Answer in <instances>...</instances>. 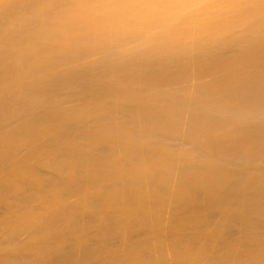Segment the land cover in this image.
<instances>
[{
  "label": "bare ground",
  "instance_id": "1",
  "mask_svg": "<svg viewBox=\"0 0 264 264\" xmlns=\"http://www.w3.org/2000/svg\"><path fill=\"white\" fill-rule=\"evenodd\" d=\"M78 0H0V264H264V0L128 50Z\"/></svg>",
  "mask_w": 264,
  "mask_h": 264
},
{
  "label": "clouds",
  "instance_id": "2",
  "mask_svg": "<svg viewBox=\"0 0 264 264\" xmlns=\"http://www.w3.org/2000/svg\"><path fill=\"white\" fill-rule=\"evenodd\" d=\"M80 13L105 8L92 17L103 31L133 37L128 50L164 42L195 45L214 38L222 24L221 9L242 7L241 0H78L71 6Z\"/></svg>",
  "mask_w": 264,
  "mask_h": 264
}]
</instances>
